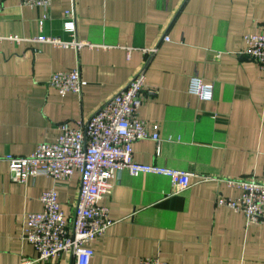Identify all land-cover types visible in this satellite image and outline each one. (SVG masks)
<instances>
[{"label":"crops","instance_id":"obj_1","mask_svg":"<svg viewBox=\"0 0 264 264\" xmlns=\"http://www.w3.org/2000/svg\"><path fill=\"white\" fill-rule=\"evenodd\" d=\"M75 7L76 35L94 45L80 50L30 39L72 36L65 12ZM264 34V0H52L41 7L0 0V156H26L59 137V125L76 127L117 94L146 64L140 116L159 132L157 142L136 141L135 160L194 173L191 187L173 193L166 176L114 180L109 208L113 225L90 244V264H264V222L248 224L243 213L218 205L236 199L227 179L264 181V71L245 53L247 34ZM169 37L165 41L164 37ZM157 47L152 57L143 49ZM128 48H132L130 57ZM80 68L83 95H61L49 82L56 71ZM199 77L214 97L190 93ZM80 174L54 181L39 175L10 179L0 164V264H74L62 254L49 262L23 240L26 215L43 209L42 193L56 187L62 210L74 216Z\"/></svg>","mask_w":264,"mask_h":264},{"label":"built area","instance_id":"obj_2","mask_svg":"<svg viewBox=\"0 0 264 264\" xmlns=\"http://www.w3.org/2000/svg\"><path fill=\"white\" fill-rule=\"evenodd\" d=\"M23 5L41 7L49 15L52 0H20ZM76 10L65 12L64 28L72 39L41 34L30 39L33 42L49 43L58 47L77 50L93 48V43L81 40L76 35ZM21 44L27 39L17 36L4 37ZM169 41V37H164ZM245 53L256 61L264 71V34H247ZM157 47L143 49L145 56L152 57ZM132 48H128V56ZM148 62V61H147ZM145 63V66L147 64ZM143 67L117 94L87 120L78 121L76 127L61 123L59 137L54 142L41 143L35 153L26 156L7 154L0 156V164L6 162L10 179L16 183H26L39 175L54 181L71 180L80 174L79 191L74 204V216L67 217L62 210L56 187L45 190L40 200L42 211L26 215V225L22 238L33 245L39 253L35 261L49 262L62 254L70 255L74 264H90L95 255L90 246L98 236L104 235L113 225L109 208L101 201L110 197L114 180L122 171L132 176L154 174L166 176L173 185V193H181L191 187L194 173L157 164H144L135 160L136 141L151 139L157 142V155H161L162 138L155 127L140 116L143 92L146 85V67ZM49 84L61 95L75 93L83 95L84 80L80 68L56 71ZM190 93L201 100L210 101L214 97V86L205 84L199 77L191 80ZM227 184L239 188L241 195L236 199L218 198V205L228 206L245 215L247 223L264 222V181L247 179H227ZM34 261L25 260L23 264ZM141 264H167L159 257H145Z\"/></svg>","mask_w":264,"mask_h":264}]
</instances>
